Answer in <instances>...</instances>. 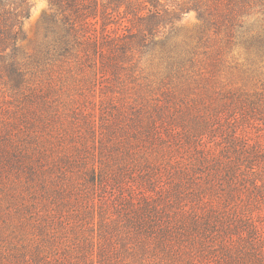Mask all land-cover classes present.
Returning a JSON list of instances; mask_svg holds the SVG:
<instances>
[{
  "label": "trees",
  "instance_id": "obj_1",
  "mask_svg": "<svg viewBox=\"0 0 264 264\" xmlns=\"http://www.w3.org/2000/svg\"><path fill=\"white\" fill-rule=\"evenodd\" d=\"M48 2L27 56L32 4L0 0V264H264V0Z\"/></svg>",
  "mask_w": 264,
  "mask_h": 264
},
{
  "label": "rangeland",
  "instance_id": "obj_2",
  "mask_svg": "<svg viewBox=\"0 0 264 264\" xmlns=\"http://www.w3.org/2000/svg\"><path fill=\"white\" fill-rule=\"evenodd\" d=\"M32 4L30 17L23 22V32L25 34V40L19 42L21 54H26L27 56H33L36 54L38 47L44 42L45 36V19L50 18L51 10L48 0H29ZM174 1V0H173ZM176 1V0H175ZM99 23L97 26L99 37L102 36V25H108V29L112 31L118 30L122 33L126 30V27L132 28V24L127 20H123L122 16L117 18V21L102 20L99 16ZM202 27L201 21L198 19L195 12L190 11L181 17V20L176 23V28L179 32V40H186L194 42L196 36H198L199 31ZM228 52V51H227ZM223 64L220 67L219 79L227 84L234 86H244V84L249 83L252 86V82L247 78L244 73V69L240 67L245 60V54L242 50L234 49L232 53H227L223 55ZM158 59H155L153 54L143 56L139 59L138 72L136 75L142 78V83L147 84V75L151 79L154 76L159 75ZM145 79V80H144ZM256 82V80H255ZM254 83V82H253ZM147 92V91H146ZM145 93V90L141 92ZM12 101L10 93L4 88L0 82V103L8 104Z\"/></svg>",
  "mask_w": 264,
  "mask_h": 264
}]
</instances>
